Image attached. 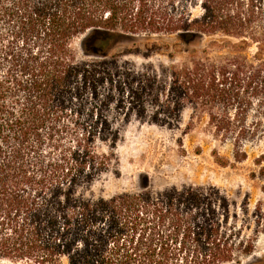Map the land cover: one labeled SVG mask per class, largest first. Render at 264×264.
<instances>
[{"label":"trees","instance_id":"obj_1","mask_svg":"<svg viewBox=\"0 0 264 264\" xmlns=\"http://www.w3.org/2000/svg\"><path fill=\"white\" fill-rule=\"evenodd\" d=\"M198 1L199 16L180 0H0V261L243 264L255 254L256 238L243 232L246 211L230 223V204L216 189L93 194L112 163L96 143L116 148L133 122L175 129L193 107L238 145L261 130L244 124L254 101L264 107L258 6ZM154 36L176 37L186 57L137 70L116 52ZM90 104L96 119L74 118ZM112 106L116 119L103 115Z\"/></svg>","mask_w":264,"mask_h":264},{"label":"rangeland","instance_id":"obj_2","mask_svg":"<svg viewBox=\"0 0 264 264\" xmlns=\"http://www.w3.org/2000/svg\"><path fill=\"white\" fill-rule=\"evenodd\" d=\"M180 1L195 16L202 14L198 0ZM252 1L258 6L257 21L262 25L264 0H237L245 9L252 5ZM179 43L176 37H136L123 42L116 52L137 70L147 64L169 66L180 63L186 57V53L179 52L184 49ZM154 46L159 51L148 53L147 49ZM75 48L79 58L83 59L80 41L75 43ZM129 49L139 53L124 55ZM253 53L254 49L250 55ZM171 54L175 56L174 59L169 58ZM91 104L77 114L72 111L74 118L92 119L94 116L96 119L100 114ZM103 115L110 119L118 118L114 106L106 109ZM244 124L250 132L257 125L261 130L254 135L251 132L238 145L233 139L218 137L209 125L208 116L196 114L193 107L182 112L180 125L175 129L133 122L125 128L116 148L96 143L98 152L111 155L112 163L110 170L94 186L93 194L109 198L148 188L165 189L184 185L216 189L230 204V223L234 222L232 217L235 212L246 211L243 232L256 238L255 254L244 260L243 264H264V161L261 165L256 164L264 157V107L260 106V100L254 101ZM65 141L69 145L70 137ZM239 146L242 149L240 156L237 155ZM241 224L239 222L238 226L241 227ZM0 264L14 263L0 261Z\"/></svg>","mask_w":264,"mask_h":264}]
</instances>
